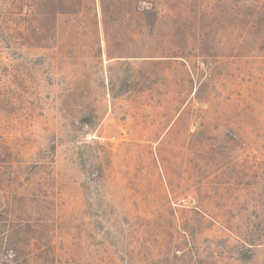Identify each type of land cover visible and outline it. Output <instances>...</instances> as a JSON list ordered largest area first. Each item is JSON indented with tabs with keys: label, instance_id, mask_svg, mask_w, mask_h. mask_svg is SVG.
I'll list each match as a JSON object with an SVG mask.
<instances>
[{
	"label": "rangeland",
	"instance_id": "obj_1",
	"mask_svg": "<svg viewBox=\"0 0 264 264\" xmlns=\"http://www.w3.org/2000/svg\"><path fill=\"white\" fill-rule=\"evenodd\" d=\"M0 264H264V0H0Z\"/></svg>",
	"mask_w": 264,
	"mask_h": 264
}]
</instances>
